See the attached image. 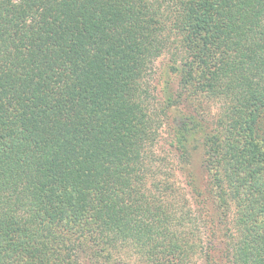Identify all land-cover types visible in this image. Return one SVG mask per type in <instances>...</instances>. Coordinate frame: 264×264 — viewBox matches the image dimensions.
<instances>
[{
    "label": "trees",
    "instance_id": "obj_1",
    "mask_svg": "<svg viewBox=\"0 0 264 264\" xmlns=\"http://www.w3.org/2000/svg\"><path fill=\"white\" fill-rule=\"evenodd\" d=\"M162 55L178 89L157 106ZM194 95L219 103L209 128L179 113ZM171 108L185 187L147 163ZM230 214L218 241L196 236ZM128 247L264 264V0H0V264H122Z\"/></svg>",
    "mask_w": 264,
    "mask_h": 264
},
{
    "label": "rangeland",
    "instance_id": "obj_2",
    "mask_svg": "<svg viewBox=\"0 0 264 264\" xmlns=\"http://www.w3.org/2000/svg\"><path fill=\"white\" fill-rule=\"evenodd\" d=\"M169 66L170 65L168 63L167 55H162L158 57L157 60L154 62V70L150 78V93L154 101L152 103H154L157 106H160L159 102H161L168 96L169 91L175 92L178 89L176 75L174 76V74L171 73ZM185 97H187V93L185 94ZM197 97L200 96H195V95L191 96V98H189L184 102V105L181 103L176 106L179 110V113L185 115L186 112L183 107H185L188 104L189 109L191 111H194V114L198 113L200 116L205 118L202 121L209 128L211 126L212 120L219 113L220 110L219 103L207 101L202 97H200L201 100L197 101ZM170 111L171 113L168 112V116H166L165 118L163 117V124L159 129L158 137L154 142V146L149 150V153L151 151L155 155L156 159H158L159 157L160 160L153 159L155 160L153 161L152 159H150L147 163L149 166L152 165L154 170L159 171V173L155 175L157 178H161V175L164 176L165 173H168V177L170 178V180L175 179L178 185H180L181 187H185V183H186L185 176L180 172V170L177 169L178 166H176V161H175L176 158L174 156V152L170 149L173 126H175L176 123L178 124L179 121V120H175L176 121L175 123L174 120L173 121L171 120L174 113H172L173 111L172 108ZM165 113L166 112L163 111V113L160 114H162L163 116V114L166 115ZM172 169H174V172L172 171ZM231 217L232 214L227 216V220L229 222L227 224V229L226 227L222 228L221 224H216V223L213 224L216 225V227L212 226V223H211V228L208 225L205 227V223H202L201 220H197L195 223V228H197V230L195 231L196 236L199 237L201 235L202 240L203 239L208 240V237H210L213 240L218 241L220 236L223 235L224 231L228 230V227L230 226V222H231ZM214 228L216 230V234L212 235L211 231H214ZM217 234L219 236H217ZM211 255H215L213 258L214 260L213 264H228L229 262V260L227 261L228 255L225 253L223 247L220 250L211 249ZM119 257L120 256L117 252L112 251L110 260H113V264H114L115 261H118ZM121 257H122V262H121L122 264H145L143 258L137 252H135L134 248L131 247L126 248L122 252ZM83 262L87 264V259L84 258ZM191 264H206V261L204 259V256L200 255L199 253L198 255H196V257L192 258ZM208 264H210V262Z\"/></svg>",
    "mask_w": 264,
    "mask_h": 264
}]
</instances>
